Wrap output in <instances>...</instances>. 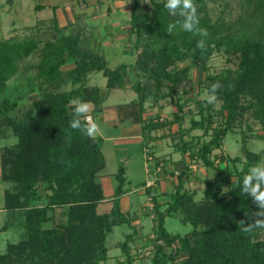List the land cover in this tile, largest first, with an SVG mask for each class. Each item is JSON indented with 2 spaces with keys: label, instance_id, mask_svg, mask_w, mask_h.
<instances>
[{
  "label": "trees",
  "instance_id": "16d2710c",
  "mask_svg": "<svg viewBox=\"0 0 264 264\" xmlns=\"http://www.w3.org/2000/svg\"><path fill=\"white\" fill-rule=\"evenodd\" d=\"M238 2L241 16L230 25L223 19L212 23L208 15H200V27L208 33L207 37H201L179 25L169 32L168 25L180 17L169 14L165 1H153L152 8L145 9L141 0H132L129 33L134 38V47L140 51L135 60L136 79L131 87L137 95L141 117L149 93L163 97L161 89L165 87L173 99L190 67L204 73L214 52L223 50L238 59L234 73L226 71L209 77L221 85L217 95L221 100L222 126L212 127L211 116L192 122V129H202L203 135L210 132V139L196 149L202 165L214 170L212 179L204 181L202 203L195 204L193 194L183 187L188 165L175 175V188L164 210L152 197L154 246L150 264H264V240L257 239V229L246 234L238 223L256 211L251 199L241 191L243 176L254 162H245L235 180L229 183L227 168L214 165L211 159L212 152L222 146L223 139L245 112L251 111L264 131V0ZM194 3L198 13L206 11V0H194ZM42 7L35 8L42 10ZM201 39L205 40L203 49L197 48ZM40 42L39 38L0 39V119L11 124L18 138V143L5 148L1 156L0 180L11 184L3 194L6 221L1 231L13 225H22L26 231L24 240L9 244L6 252L0 254V264H100L106 260L109 218L130 224L119 209V198L126 192V178L120 166L115 174L110 215L98 214L96 210L103 196L97 179L104 168L103 140L89 138L69 127L73 118L69 100L79 97L91 101L93 112L99 111L104 97L98 87L86 86L88 75L101 72L107 90L121 88L125 84L126 65L108 68L103 57L86 47L76 34L47 40L43 47ZM36 52H39L38 62L24 67L33 71L26 79L28 90L10 100L6 96L8 81L20 74V62H26ZM186 60H190L189 65L176 68L177 63ZM69 63L73 66L64 75L62 67ZM66 80L72 87L60 91ZM30 93L38 96L30 109L19 117H9L23 103L24 94ZM174 105L177 111L172 121L159 123L143 118L142 131L150 133L179 121L182 105L178 99ZM182 144V152L191 148L190 143ZM38 184L42 186L40 192ZM226 184H229L228 198L222 194ZM56 207L68 208V223L47 227L54 220L51 213ZM176 213H182L183 221L192 227L183 236L171 234L165 227L166 218ZM200 225L204 228L200 229ZM134 235V231L126 234L120 245L125 255L123 264L134 262L130 253ZM179 255L185 257L177 262Z\"/></svg>",
  "mask_w": 264,
  "mask_h": 264
},
{
  "label": "rangeland",
  "instance_id": "374dc122",
  "mask_svg": "<svg viewBox=\"0 0 264 264\" xmlns=\"http://www.w3.org/2000/svg\"><path fill=\"white\" fill-rule=\"evenodd\" d=\"M153 1L165 0H141V5L145 9H151ZM238 1L206 0L207 9L200 11L199 16L208 15L212 23H218L223 19L230 25L236 21L238 15L241 16ZM37 5H42L43 9H36ZM131 5L132 0H0V39L39 38L40 47H43L47 40L55 41L62 35L76 34L82 38L86 47H90L103 57L108 68L126 65L125 84L121 88L107 90L106 79L101 72L90 73L86 82V86L98 87L101 95L107 97L97 115L92 109L89 113L101 125L103 133L98 136L103 140L101 152L104 168L97 174L103 196L96 212L110 215L113 207L112 192L116 185L115 174L120 166L126 170L124 189L128 191L119 198V209L130 220V224L109 218L110 230L105 239L106 260L100 261V264H123L125 255L120 245L125 235L133 231L134 240L130 243L133 264H150L154 246L152 197L156 198L164 210L175 188V175L185 169L184 165H188V168L183 187L193 194L195 204L202 203L204 181L212 179L214 170L202 165L196 156V149L203 141L210 139V132L203 135L202 129H192V122L211 116L212 127L222 126L223 121L219 115L220 97L217 95L218 99L214 104L206 102V89L215 83L210 81L209 77L220 76L226 71L234 73L238 63L237 56L233 53L228 54L223 50L214 52L207 61V70L204 73L197 67H190L173 99L168 96L165 87L161 89L163 97L156 98L155 93H149L141 117L136 104L137 95L131 87L136 79L135 60L140 51L134 47V38L129 33ZM38 60L39 52H36L26 62H20V74L7 83L6 96L10 100L16 99L28 90L26 79L33 71H26L24 67L35 64ZM189 64L190 60L179 62L176 68ZM72 66L73 64L69 63L62 67L64 75ZM71 87L67 81L59 90L67 91ZM37 97L35 93L24 94L23 103L16 112L9 114V117L13 119L21 116L30 109L32 101ZM177 99L182 105L179 121L150 133L142 131L143 118L153 119L159 123L172 121L177 111L174 105ZM91 104L93 105L92 102ZM112 105L114 106L111 107ZM132 105L133 110H128L127 107ZM169 105L171 111L168 110ZM17 143L18 138L12 131L11 124L0 119V179L2 152ZM182 143H190L191 148L187 152H182ZM211 159L214 165L227 168L229 183L235 180L237 171H241L243 164L248 160L254 164L264 163V131L251 111L245 112L239 118L234 128L223 139L222 146L212 152ZM10 186V183L0 180V254L6 252L9 244H17L26 237L22 225H13L1 231L6 221L3 194ZM38 191H42L40 184ZM228 191L229 184H226L222 190L225 198H228ZM67 209L54 208L51 213L54 220L47 227L67 224ZM165 227L169 233L180 236L189 233L192 228L188 222L183 221L182 213L166 218ZM199 228L203 229L204 225H200ZM255 234L257 239L264 240L263 229H257ZM184 257L179 255L176 261L179 262Z\"/></svg>",
  "mask_w": 264,
  "mask_h": 264
},
{
  "label": "clouds",
  "instance_id": "9594fccd",
  "mask_svg": "<svg viewBox=\"0 0 264 264\" xmlns=\"http://www.w3.org/2000/svg\"><path fill=\"white\" fill-rule=\"evenodd\" d=\"M164 7L170 15L180 17L168 25L169 32L179 25L186 32L207 37V30L200 27V17L194 0H165ZM204 47L205 40H199L197 48ZM220 88L219 82H215L206 89L207 103L217 102V92ZM69 104L73 106V118L69 121L71 129L78 130L89 138L103 134L101 125L89 115L93 107L91 102L74 97L69 100ZM168 110H172L171 105ZM81 118L85 123L82 124ZM241 191L256 207V211L251 212L250 218L244 216L238 221L241 230L246 234H252L256 229H264V163H257L249 168L248 173L243 176Z\"/></svg>",
  "mask_w": 264,
  "mask_h": 264
},
{
  "label": "crops",
  "instance_id": "0c3cea01",
  "mask_svg": "<svg viewBox=\"0 0 264 264\" xmlns=\"http://www.w3.org/2000/svg\"><path fill=\"white\" fill-rule=\"evenodd\" d=\"M106 79V78H105ZM105 85H106V81H105ZM107 93V96H108V94H109V92L107 91L106 92ZM107 99V97L105 96L104 97V100H103V103H104V101ZM102 103V104H103ZM114 105H112L111 107H113ZM135 106V105H134ZM127 107V106H126ZM128 108V110H133V105H132V107L131 106H129V107H127ZM119 109H121V107H119ZM102 110V106L100 107V110L98 111V112H96L95 111V114L97 115V113H99L100 111ZM92 111H93V107H92ZM128 115L130 114V113H127ZM124 115H125V113H124ZM94 119V118H93ZM96 137H100V136H96ZM101 138V137H100ZM102 139V138H101ZM157 166V165H156ZM123 167V166H122ZM124 168V167H123ZM150 172H152V170H150ZM124 176H125V178H126V170H125V168H124ZM149 174V173H148ZM150 175V174H149ZM147 182V181H146ZM126 183V182H125ZM146 184V183H145ZM143 186H144V184H142ZM125 193H128V191L126 190V192ZM114 195V190H113V192H112V196ZM98 207H99V204H98ZM98 207H97V209H98Z\"/></svg>",
  "mask_w": 264,
  "mask_h": 264
}]
</instances>
